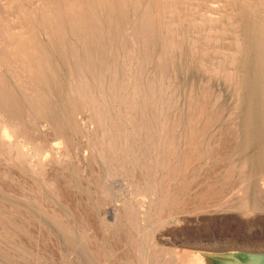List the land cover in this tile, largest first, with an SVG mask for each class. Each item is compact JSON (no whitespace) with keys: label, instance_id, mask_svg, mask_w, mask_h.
Returning <instances> with one entry per match:
<instances>
[{"label":"bare ground","instance_id":"6f19581e","mask_svg":"<svg viewBox=\"0 0 264 264\" xmlns=\"http://www.w3.org/2000/svg\"><path fill=\"white\" fill-rule=\"evenodd\" d=\"M219 16L227 17L223 33L229 37V53L228 49L217 47L223 40L217 30ZM215 57L224 66L220 62L218 66ZM175 58L185 71L191 66L204 72L209 66L205 71L210 76L223 77L235 94L242 89L250 91L244 100L241 134L235 125L218 131L221 134L216 133L224 123L220 122L222 115L218 116L219 112L211 114L213 102L207 96V86L199 92V99L187 96L190 111L187 116L177 113L179 96L177 98L176 93L182 87L173 86L169 71ZM252 61L253 80H241L238 66L247 67ZM256 104L262 111L264 131V0H0V162L34 183L41 181L39 188H48V192L57 194L59 189L53 185L50 172H55L57 178L58 174L63 177L60 172L65 175L64 172L71 171L76 182L81 180L83 170L72 162L77 159L75 152V156H70L72 152L67 151L70 144L77 142V146L73 145L75 150L83 147L90 154L86 153L91 158L89 161L98 163L100 171L95 186L103 196L108 195L105 181L109 179L123 178L133 190L138 201L133 198L138 203L133 205L131 200H126L120 218L117 212H111L114 221L124 223L140 235L130 241L142 264H173L170 248L162 251L147 244L154 230L160 228L162 231L166 224L180 223L190 213L229 207V189L225 186L228 183L218 189V180L211 184L205 181L208 187L200 194L190 192L191 168L195 164L200 167L211 163L218 165L217 162L223 160L218 148L228 144L229 129L237 131L236 139L243 137L249 142L251 114L257 108ZM238 105L232 108L230 117L236 115ZM219 124L220 128L217 127ZM73 137L77 141L70 143ZM61 160L66 163H60ZM261 160L264 167V150ZM230 164L225 168L224 182L229 179V172L237 169L235 164ZM244 165L237 171L246 182ZM96 169L94 167V174ZM1 177L0 196H16L17 201L23 200L26 205L37 207L38 200L36 202L24 193L14 195L11 189L3 187L5 181L2 180L6 177ZM58 178L56 182L61 180ZM89 183L92 185V180ZM232 206L243 212L249 210L243 195ZM4 219L1 215L0 221L7 223ZM52 219L55 223L58 221L54 215ZM86 236L81 234L83 244ZM141 237L147 239L145 243ZM72 243L75 245V241ZM4 250L0 249L1 255L5 254ZM254 263L258 264L257 258Z\"/></svg>","mask_w":264,"mask_h":264},{"label":"rangeland","instance_id":"374dc122","mask_svg":"<svg viewBox=\"0 0 264 264\" xmlns=\"http://www.w3.org/2000/svg\"><path fill=\"white\" fill-rule=\"evenodd\" d=\"M219 17H220V20L218 22V29L217 30L219 31V36H221V38L223 40L225 38L226 39L224 41L222 40V43H220L217 47L222 48V49H224V48L228 49L229 37L224 36L225 34L223 33L224 27L225 28L227 27L226 26L227 22H228L227 17L226 18H225V16H219ZM221 23H222V25H225V24L226 25L222 26ZM227 51H228L227 53H229V49ZM215 58L217 59V57H215ZM250 58H252V59L254 58V53H253V55L250 56ZM216 59H215V63H218V66H220V65L224 66V64L221 63L219 59H217V60ZM219 62H220V65H219ZM171 64H170V70H169L171 72V74H170V72H169V74H170V77H172L171 81L173 83V86L174 87L176 86L175 88H179L180 86L182 87L176 93V97L178 98V96H179V98L177 99V101H178L177 107L179 106L177 113L178 114L180 113L182 116L184 115V117L187 116L190 112V111H188L189 109H188L187 96L190 95V96H194V98L198 97L197 99H199V96L201 95V93H199V92L202 91L203 89H205V86H207V88L209 87L208 88L209 90H207L209 92L208 93L209 95L207 94V96H209V100L211 98V102H213V104L211 103V108H212L211 111H213L211 114L217 115L218 113H216V112H219L218 116L222 115L220 117V122H221V124L224 123L221 126L223 128L219 127L220 124L217 126L220 129L217 130L216 133H219L223 129H228V125L229 126H231V125L237 126L236 129L239 128L238 129V133H239V131L241 130V128L243 126V120H244V114H245V106H246L245 104L246 103H244V100H245L246 94L250 91L242 89L241 92H239L238 94H235L234 89L229 88V85L226 83V80L223 77L220 78L219 76H210L208 74V72L205 71L209 68V66H208V68L206 67L207 69L205 68L204 72H203L202 69H195L194 67H191V66H189V68L185 71V69L183 68V65L180 63L179 59H177V58H175V61H173ZM228 70H229V66H228ZM237 71L240 75L241 80L245 79L246 81L251 82L253 80V77H254L253 76V72H254L253 61L247 67H245V65H243L242 67L238 66ZM173 73H174V75H173ZM206 78L211 79V80L207 81ZM213 88H214V90H213ZM184 89H186V90L184 91ZM236 100H238V102ZM237 103L239 104L238 108H237V113L233 117H230L229 115H231V114H229V113L232 112V108L235 107ZM212 106L214 107V109ZM256 107L257 108L254 109L253 113L251 114L250 132H249L251 137L249 139V142H246L243 137H240V140L236 139L235 135H236L237 131H235L234 129H229V135H228L229 136V142H227L228 144L226 145V143H225V144H223L224 145L223 147L221 145L218 148L219 154H220V151L223 152V153L221 152V154H220V155H222V156H220L221 158L224 157V158H222L223 160L220 159V161L217 162L218 165L216 163H211V164L203 163L205 165H202L200 167V166H197L198 164H195L192 167V168H194L195 171L194 170L192 171V168H191V174L192 175L190 178H191L192 184L190 185V192L193 193V195H196L198 193L200 194L202 191H204L208 187V186H206L207 184H205L206 182L207 183L210 182V184H211V182L218 180V182H219L218 189H220V187H223V184L225 185V183H228V185L226 184L225 186H227V188L229 189V198H230L229 201L231 200L229 202V207H224L225 209L219 208L218 210L216 209L214 211L208 210L206 212H198V214L197 213H194V214L190 213L192 216L190 214L185 216L184 220L180 223H176V224L173 223V224H169V225L166 224L167 227H166V225L163 226L162 228H165V229L164 230L162 229V231L159 228L158 231H160V233L156 230H154V232H151V235L149 236V239L151 242L147 241L148 243L147 242L146 243L148 245H150L151 248L154 246L153 248L156 247L158 250H162V251L168 250V248H170L169 252H171L174 256V257H172V263L173 264H181V263L182 264H185V263L186 264H241V263L242 264H245V263L246 264H255L254 263L255 258L258 259V264L262 263V261H264V167H263V163L261 160V155H262V152L264 150V134H263L264 131L262 129L263 126H262V122H261L262 121V119H261L262 111H260L257 104H256ZM220 111L221 112L223 111L224 113L223 112L220 113ZM87 117L88 116L86 114L85 115V119H86L85 121L88 120ZM226 117H228V118H226ZM224 118H226V119H224ZM228 121H230V124L228 123ZM219 134H221V133H219ZM239 134H241V133H239ZM231 136L233 138H231ZM72 140L73 141H70V143H74L75 141H77L74 137ZM229 143H230V145H229ZM235 143H236V145H235ZM75 144L76 145L70 144L71 148H74V146H77V142ZM232 145H233V147H232ZM229 146H231L230 147L231 149L228 148ZM69 147H68L67 151L72 152V153H70V156L75 152L74 154L76 156L74 154L73 155L75 156V158H77L76 159L77 161L72 159L73 164H75V165L78 164L77 165L78 169L82 168L83 174H82V176H80L81 180H79V182H80L79 183V182H76L75 178L71 177V176H73V175H71V171L66 172V173L64 172L65 175H63V172H60V174H62L63 177H61V175L58 174L57 178L59 177L58 179H61V180L56 182L57 178L54 177L55 172L54 173L50 172L49 176L51 178L53 177L52 178L54 181V182L52 181L53 185L55 184L56 189H59V191L61 190L60 192L58 190H55L56 192L58 191L57 194H52V193L48 192L49 191L48 188H46L47 191L44 188L43 189L39 188V185L41 186V184H42L41 181L40 182L37 181V183H34L35 181H33L32 179H30L31 181L28 180L29 178L27 179L24 176L17 174L15 171L7 168L6 164H4L3 162H0V168H1L0 170L3 171V172L0 171V177L3 176V177H1L2 179L6 177L5 179H3V180L1 179V180L3 182L5 181V183H6V181L11 182V183H9V185H8V183L5 184V183L1 182V183H3L2 185H4L3 187H5L9 190L11 189L10 191L14 192V193H12L14 195L19 196L21 194L22 195L25 194V195H27V197L28 196L31 197L36 202L38 200L37 207H33V206L26 205L23 200L17 201V199L15 198L16 196H13V198H8V197L4 198V196H2V195L0 196V216L2 215V218L4 219V217H5L4 220L7 219V221H8L7 223L5 221L3 223L0 221V236H2V238L0 237V249L6 250V251L4 250V252H3V253H5L4 254L5 256L0 254V256H1L0 257V264H25V263L26 264H30V263L31 264H79V262H80V264H103V263L104 264H138V263L142 264V261H140L139 257L136 256L137 250H136L135 246L133 244H131V241H132L131 239L136 238L135 236H138L139 234L136 233L135 231H133L129 226L125 225L124 223H122V222L117 223L116 221H114V217H113V214L111 212V211L117 212V215H119V218H120L121 217L120 214H122L121 210L123 209V206H124L123 204H126V200L127 201L131 200V202L130 201L129 202L133 205H136L138 202H136L137 198L134 197V195L132 194L133 190L130 189V187L126 185V181L123 178H119V179L117 178V180L112 179V181H111V179H109L108 182H106L107 181L106 180L105 183H107L106 186H107L108 195L110 196V194H111L112 196H110V197H108V195L103 196L101 194L99 188L95 186V185H97L96 180H98L99 171H100L98 168V163L96 161L94 162L93 160L92 161L95 164L92 161H89V159L91 160V158L89 156H87L86 153L88 155H90V154L88 153V151H85L83 147L81 149L79 148V150H75L76 148H74V150L69 149ZM81 150H84V151L82 152ZM223 150H225V151H223ZM231 150H233V151H231ZM79 151H81V153H79ZM80 155H81V162L79 159ZM225 155H226V157H225ZM228 155H229V157H228ZM218 157H219V155H218ZM227 157H228V159L226 160ZM72 158H73V156H72ZM83 160L84 161L88 160V161L82 162ZM60 163H66V161L61 160ZM92 163H93V165H91ZM228 163H229V165H231L230 163H232L233 165L235 164L234 166L237 169L241 168L245 164L244 165L245 169L243 168V172H244V175L247 177V178H245L246 182H245V180L243 181V179H241V177H240L241 173H239L237 171V169H234L236 171L234 172V170H233V173L231 170L230 171L231 173L229 172V179L226 180L225 182L222 181V179L225 178L224 177L225 176L224 171H225V168L228 165ZM88 164H90V166ZM58 166L59 165H57V166L55 165V168H57ZM88 167H90V168H88ZM94 167L95 168L97 167L96 172L98 173V175L96 172L94 174V171H93ZM199 167H200V169H199ZM60 168H61V166H60ZM86 168H87V170H86ZM212 169H213V172H212ZM214 169H215L216 173H215ZM62 171H64V170H62ZM86 173L88 174V176L86 175ZM202 173H204V174H202ZM212 173H213V175H212ZM197 175L198 176L201 175V176L198 177ZM67 177H68V179H67ZM120 179H123V180L121 181ZM17 180H19V181H17ZM68 180L70 181V183L68 182ZM91 180H92V185H90L91 182L89 183V181H91ZM94 181H96V183ZM116 181H118V185L115 184V183H117ZM119 181L122 182V183L121 182L120 183L123 184L122 185L123 187L121 186ZM238 181L242 182V183H240L241 185L239 184ZM93 182H94V184H93ZM77 183H79V184H77ZM86 183H88V184L86 185ZM244 183L246 186L244 185ZM17 184H19V185H17ZM35 186H38V187L36 188ZM87 186H88V188L86 189ZM197 186H199L200 188ZM84 187H85V190H84ZM12 188L15 190H13ZM16 188H18V189H16ZM77 188H78V190H77ZM92 188H93V190H92ZM124 188H126V189H124ZM195 188H197V189H195ZM71 191L73 192V194ZM17 192H18V194H16ZM63 194H65V195L63 196ZM69 194H70V196H69ZM131 195H133V196H131ZM242 195L246 199L247 207L249 209L246 212H243L241 210H237V209H235V207L232 206V205H235L237 203L239 197H242ZM231 196H233V197H231ZM62 197H63V199H62ZM65 197H67V199ZM84 197L85 198L87 197V198L85 199ZM131 197H132V199H131ZM70 198H73V199H70ZM105 198L108 200H106ZM231 198H233V199H231ZM59 200H61V201H59ZM70 200H72L71 203L69 202ZM123 201H125V202H123ZM72 202L74 203V205ZM75 202L77 203L76 204L77 206L75 205ZM85 202L87 203V205ZM9 204H11V205H9ZM14 204H16V205L14 206ZM105 204H107V206ZM108 204L110 205V207ZM192 204L193 203L190 204L191 207H192ZM4 205H6V206H4ZM85 205H86V207H84ZM82 206L84 209L82 208ZM20 208H21V211L23 210L22 212L20 211ZM142 209H144V208H142ZM12 210H14V211L12 212ZM194 210L195 209H191V211H194ZM5 211H7V212H5ZM89 211H91V212H89ZM73 212L76 214H74ZM79 212H80V214H79ZM110 212H111V214H110ZM219 212H221V213H219ZM51 214L56 216L58 218L57 220L58 221L60 220V221L59 222L57 221L55 223V221L52 219L53 215H51ZM88 214H89V216H88ZM106 214H108L110 216H108V215L106 216ZM30 216L32 219L30 218ZM62 217H63V219H62ZM82 218H83V220H82ZM81 221H83V222L81 223ZM64 222L68 223V224H65ZM21 223H24V224H21ZM44 224H46V225H44ZM66 225H67V227H66ZM97 225H98V227H97ZM63 226H64V228H63ZM115 226H117V227L115 228ZM1 227H2V229H1ZM47 227H48V229H47ZM18 228H20L19 229L20 231L18 230ZM95 228L97 231L95 230ZM119 228L120 229L122 228V229L120 230ZM68 231H70L71 233L69 234ZM79 231L81 232V234L84 233L85 236L87 235L86 236L87 239H86L85 244H83L84 242L81 241L82 239H81V234ZM130 231L131 232L133 231V232L130 233ZM20 232H22V233L20 234ZM90 232H92V233H90ZM161 232H163V234ZM116 233H117V235H115ZM124 233L126 234V236ZM18 234H20V235H18ZM22 234L25 235L26 237L23 236ZM71 234L74 236L72 237ZM9 236L11 237V240L9 239ZM88 236H90L91 238ZM6 237L10 241H8ZM96 237L98 238V240H96L97 239ZM105 237H107V238H105ZM125 237H126V239H125ZM138 237H140V235ZM160 238H162V240ZM15 239H17V240H15ZM36 239H38V240L36 241ZM141 239H143V238L141 237ZM144 240H147V239L144 238L142 242H144ZM74 241H75V245L72 243ZM21 244H22V246H21ZM85 245H86V247H85ZM142 245H143V243H142ZM146 247L148 248V246H146ZM217 247H219V249ZM159 248H161V249H159ZM164 248H166V249H164ZM199 249H201V250H199ZM22 251H23V253H22ZM16 253H17V255H16ZM95 253L96 254L98 253L97 254L98 256L100 254V256H99L100 258H98V256H96ZM60 255H61V257H60ZM74 255L75 256L77 255V256L75 257ZM110 255H113V256H110ZM208 255L209 256L213 255L217 258H211V257H208ZM9 256H10V258H9ZM88 256L90 258H88ZM74 257H75V259H74ZM107 258H108V260H107ZM175 258H176V260L174 262ZM69 259H71V260H69ZM24 261H26V262H24ZM70 261H72V262H70ZM91 261H93V263ZM113 261H114V263H113ZM89 262H91V263H89ZM147 264H148V262H147Z\"/></svg>","mask_w":264,"mask_h":264}]
</instances>
